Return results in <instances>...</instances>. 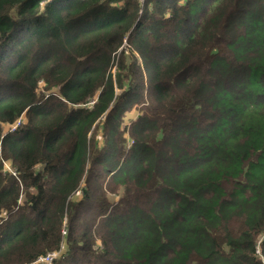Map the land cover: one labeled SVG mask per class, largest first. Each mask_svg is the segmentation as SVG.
<instances>
[{
  "label": "trees",
  "instance_id": "obj_1",
  "mask_svg": "<svg viewBox=\"0 0 264 264\" xmlns=\"http://www.w3.org/2000/svg\"><path fill=\"white\" fill-rule=\"evenodd\" d=\"M94 125L131 143L99 224ZM4 210L0 264H264V0H0Z\"/></svg>",
  "mask_w": 264,
  "mask_h": 264
},
{
  "label": "rangeland",
  "instance_id": "obj_2",
  "mask_svg": "<svg viewBox=\"0 0 264 264\" xmlns=\"http://www.w3.org/2000/svg\"><path fill=\"white\" fill-rule=\"evenodd\" d=\"M179 2H182V0H179ZM168 14L171 15L172 13H168ZM171 26H172L171 22H165L164 24L161 25V28H162V30H167V29L171 28ZM124 44L126 45V41L123 43V45ZM133 53L136 56H138V53L135 50H133ZM140 62H141V59H139V63ZM135 70H136V67L133 66L131 68V71L134 74L133 78H132L133 84H135L136 82L139 81V76L135 75ZM123 90H124V88H116L117 98H119L117 100H121V97L123 96ZM48 93H51V92L49 91ZM45 94L46 93L40 94V98H42V95H45ZM42 99H44V98H42ZM136 102H137V104H135L133 107H131L130 110L132 112H140V115H142L147 108L152 110V106L154 104V102H152V100H150V98H149V93L145 94L142 98L138 97ZM149 109H148V113H149ZM130 110L127 111V114L130 113ZM134 118L133 119L132 118L127 119L125 115H120L119 118L116 119L121 124L119 129H124L125 124H130V122H132L134 120ZM100 121H102L103 123L107 122L108 121L107 120V114H104V116L102 118H100ZM111 121L112 120H110V122ZM24 123H26V120H25V115L23 114L21 117V124L23 125ZM11 126H12V123L8 125L9 128ZM18 127H20V126H18ZM17 128H15L14 131H9V132H11V133L16 132ZM99 131H100L99 126L94 125L92 128V131L89 134V139L91 141V148H92V150L94 149L93 147H94V144L96 142L99 144L100 149L104 148V146H105V154H103V156H106V157L101 160L102 161L101 166L103 165V163H105L108 166L110 172H109V175L104 174L101 170H97V172H96L98 174L97 175L98 177L105 178L104 184L102 186L103 190L98 191V196H99L100 200L97 201L95 209H94V206H95V203H94L93 209H92L93 213H97L95 218H96L98 224H99L100 218H102L106 213H109V212H105V204L120 206V204L122 203V200L124 198L122 187H119L118 191L115 193L112 191L115 188H111V189L107 188L108 186L113 185V183L110 182V177H111L110 175L115 173L122 165V163H120V162L119 163L115 162L114 156H112V158H109V153H111L110 151L113 149V144L116 145L117 146L116 150L118 149L117 155H119V157L121 158V161H124L130 152V148L128 147V145L131 144V143H129V141H127L128 135H125V133H123V131H120V130H118L117 132H121L122 135L116 136L115 137L116 139L114 138V141H115L114 143L106 144V139L108 138V136H106L105 139L102 140L101 136H99ZM153 136H154V134L150 133L149 136H145V137H143V139H144V141H150V140H153ZM149 144H151V142H149ZM100 155L102 156V153ZM2 166H3V172L4 173H10L12 175H15V172L11 168L9 161L4 160L2 162ZM96 183H99V182L96 180ZM126 188L130 189L134 193L140 194V191L142 188V183L138 184L135 181H131V182H129V184L127 185ZM26 193L28 196H30V194H31L28 191H26ZM102 196L104 197V199H102ZM74 197H75V195H74ZM24 201H25V194L23 193V196H21V200L19 201V203H21V205H22V203ZM114 206H112V207H114ZM108 210H110V207L107 209V211ZM10 215H11V212H8L7 210L2 211L0 214V225L2 223H4L6 219L8 220V218H10ZM82 221L83 222L85 221V216L84 217L82 216ZM97 233H102V230L99 228ZM99 236H97L98 240L95 243V247H98V246L100 247V245L102 244V236H100V237ZM61 252H64V246L61 248ZM59 255L61 256L59 251H56V258H58ZM61 261H62V264H64L67 261V259L63 258V259H61ZM65 264H67V262ZM86 264H88V263H86Z\"/></svg>",
  "mask_w": 264,
  "mask_h": 264
},
{
  "label": "built area",
  "instance_id": "obj_3",
  "mask_svg": "<svg viewBox=\"0 0 264 264\" xmlns=\"http://www.w3.org/2000/svg\"><path fill=\"white\" fill-rule=\"evenodd\" d=\"M21 125V119L16 120L12 126L9 128V131H14L15 128ZM56 258V252H50L43 256H40L36 259V263L38 264H52L54 259Z\"/></svg>",
  "mask_w": 264,
  "mask_h": 264
},
{
  "label": "clouds",
  "instance_id": "obj_4",
  "mask_svg": "<svg viewBox=\"0 0 264 264\" xmlns=\"http://www.w3.org/2000/svg\"><path fill=\"white\" fill-rule=\"evenodd\" d=\"M19 119H21V117H20ZM13 123H14V122H13ZM13 123H12V124H13ZM21 125H22V124H21ZM21 125H20V126H21ZM7 130L9 131V127L7 128Z\"/></svg>",
  "mask_w": 264,
  "mask_h": 264
},
{
  "label": "bare ground",
  "instance_id": "obj_5",
  "mask_svg": "<svg viewBox=\"0 0 264 264\" xmlns=\"http://www.w3.org/2000/svg\"><path fill=\"white\" fill-rule=\"evenodd\" d=\"M54 252H56V251H54Z\"/></svg>",
  "mask_w": 264,
  "mask_h": 264
}]
</instances>
